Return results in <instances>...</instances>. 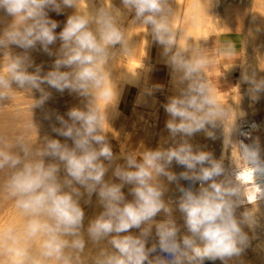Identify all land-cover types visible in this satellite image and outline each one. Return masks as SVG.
Masks as SVG:
<instances>
[{
    "label": "clouds",
    "instance_id": "1",
    "mask_svg": "<svg viewBox=\"0 0 264 264\" xmlns=\"http://www.w3.org/2000/svg\"><path fill=\"white\" fill-rule=\"evenodd\" d=\"M78 4L79 0H0V49L23 50L19 55L5 52L0 97L8 96L15 85L39 92L37 104L50 95L45 86L92 98L85 109L68 110V119L56 115L60 126L52 131L65 138L63 142L46 138L43 146L34 147L17 138L19 151L2 142V191L12 201L14 216L0 225V264H203L206 258L239 257L248 245L242 226L253 225L255 216L252 209L239 216L237 212L264 200V184L258 182L264 177V157L258 143H242L245 167L229 174L212 153L194 151L186 139L201 131L214 139L207 126L221 115L210 89L196 78L206 61L186 60L179 51L170 57L174 72L182 73L180 82L188 83L164 105L170 116L166 127L171 136L185 139L139 158L129 155L124 164L113 167L116 157L103 134L105 117L95 101L111 103L115 98L105 65L111 50L123 44L125 33L118 13L110 8H100L95 15H68L57 32L59 23L50 12L61 15ZM121 4L134 14V21L151 27L168 56L175 37L167 0ZM58 40L60 47L53 52L50 46ZM37 47L56 57L43 75V66L35 65L29 55ZM249 91L256 100L264 84L253 83ZM174 162L184 171H170ZM162 177L177 184L180 195L175 200L166 199L168 187ZM180 180L199 187H184ZM94 196L100 210L85 223V206Z\"/></svg>",
    "mask_w": 264,
    "mask_h": 264
},
{
    "label": "rangeland",
    "instance_id": "2",
    "mask_svg": "<svg viewBox=\"0 0 264 264\" xmlns=\"http://www.w3.org/2000/svg\"><path fill=\"white\" fill-rule=\"evenodd\" d=\"M93 1L96 5L101 4V0ZM110 1L114 2L118 8L123 9L121 0ZM182 1L186 3V0H167L169 22L172 30L176 28V24L173 21V16L176 15L175 5L178 3L182 5L184 3ZM191 1L194 4L197 3L195 0ZM203 2H207L205 5L210 13L209 24L206 26L202 23L199 31L193 30L188 35L189 38L186 43L187 49L191 52L192 60L203 58L206 61L203 65H211L217 59L213 44L216 36L224 31V17L231 12L244 14V24L238 37L237 59L224 64V66H202L196 74V78L210 89L221 112V115L215 118L214 124L207 126L214 139L203 131L194 134L192 138H186L193 145V149H195L193 141L197 136L198 143L201 144L198 147L200 146L201 150L196 147L194 151L212 153L213 157L227 169L229 167L227 159H220V140L224 138L223 128L233 109L234 103L232 102L236 101L244 106L252 84H264V0H198L197 4ZM228 8H231V10H228ZM76 12L80 13L78 6L64 9L66 17ZM197 14L200 15L202 12L200 11L199 13L197 11ZM2 16L3 13H0V17ZM130 16L133 20L134 14L128 13L122 24L128 22L127 19L129 20ZM251 17L254 22L250 20ZM139 24L141 27H139ZM246 27H249V30ZM132 33L133 59L138 61L139 64L131 63L132 70L129 73L123 74L119 70L112 71L109 74V78L115 92L114 100L111 103L95 101L105 117L103 134L112 148L114 157H116L113 167L115 164H124L125 158L129 155L139 158L146 151L174 147L185 139L179 135L176 137L171 136L166 127V122L170 119V116L165 111L164 105L171 98L170 86L173 82L181 83L180 78L182 77V74L177 76V73L175 75L173 74L175 72H171V68H173L170 63L172 51L168 56L164 55L163 46L155 41L150 26L136 22ZM50 47L55 52L60 47V41L58 40ZM207 48L209 52H213L210 58L206 55ZM172 49L174 50L175 48L173 47ZM5 52L13 55L23 54V50L15 46L6 50L0 49V71L4 67ZM29 55L35 65L43 66L42 75L51 70L56 59L55 56H49L44 53L39 47L30 50ZM29 71H34V68H30ZM107 72L109 73L110 71L107 70ZM171 73L174 76L173 78ZM242 74L245 75V77L243 75V80L241 79ZM212 78H216V80ZM187 83H181L180 88H186ZM215 83L218 85L216 86ZM45 88L50 95L42 104H37L40 99L39 92L19 89L15 85H13L12 91L8 96L0 97V147H3V141H7L8 144L12 145L9 150L19 151L16 146L17 138H23L25 141L32 143L34 147L43 146L46 138L60 139L63 142L65 138L57 136L52 131L53 126H60L56 120V115H61L68 119V110L73 107L85 109L92 102L91 97H82L67 90L60 93L47 86ZM233 96L235 100L232 99ZM254 103L255 115H260V117L262 115L263 117L264 91L257 94V99L254 100ZM191 139L192 142H190ZM68 142L71 143V141ZM177 169L178 165L175 162L169 168L174 173H176ZM111 171L112 169L110 168L106 178L111 176ZM5 177L6 173L0 172V225L7 223L14 216L12 201L6 198L2 191ZM161 180L168 187L166 194V199H168L170 192L177 190V184L169 183L163 177ZM125 192L127 193V188H125ZM95 199L94 196L93 203L85 206V223H87L88 218L94 216L100 210L95 204ZM175 215L178 222H181L179 219L180 213L177 211ZM255 226L264 227V216H256ZM258 227L256 229H260ZM248 241L251 243L252 239ZM246 249L250 251L249 247H246ZM251 257L250 255L249 259ZM247 262L249 264L254 263L253 260H248Z\"/></svg>",
    "mask_w": 264,
    "mask_h": 264
},
{
    "label": "bare ground",
    "instance_id": "3",
    "mask_svg": "<svg viewBox=\"0 0 264 264\" xmlns=\"http://www.w3.org/2000/svg\"><path fill=\"white\" fill-rule=\"evenodd\" d=\"M195 1H197V3H198V0H195ZM200 1H205V0H200ZM206 1H208V0H206ZM182 2H184V3H182V5H180L179 3L175 5V14L176 15L173 16V21L175 24H177L176 20L180 17L178 34L177 35L175 34V36H177V38L179 40V44L174 50L172 49V55L175 54L177 51H179L183 56L182 50H183V45H184L186 36L188 35V33H191L193 30H196L199 28V26H200V24L198 22L199 20H204V21L208 22L210 20L209 19L210 13L208 11V7L205 5L207 2L206 3L203 2V3H199V4H197V3L194 4V3H192L191 0H186V3H185V1H182ZM78 7H79V11L81 14H87V15H95V13L100 8H110L113 10L114 14L118 13L119 24L125 33V40H124L123 44L117 45V46H115V48H113L111 50L110 57H109L106 65H105V70L110 71L108 74H111L112 71H114V70L122 71L123 74L126 72L129 73V71L132 70V67L130 65H131V63H134L131 61L132 34H133L132 30H133V27L135 26L136 21H134V18H133V20L131 19L132 15L130 16L131 20L127 19L128 22L122 24L123 20H125L126 15L129 12H127V10H125V9L118 8L117 5L114 2H111L110 0H101L100 5H96L93 0H79ZM251 9H252V7H251ZM228 10H231V8H228ZM197 11H199V13L201 11L202 14L198 15ZM228 12H230V11H228ZM250 20L252 21V17ZM252 22H254V21H252ZM248 23H249V21H248ZM250 26H252V25H250ZM248 28L246 27L247 30H249ZM247 34H249V33H247ZM247 42H248V40H247ZM135 64H137V63H135ZM171 69L173 70V68H171ZM172 70H171V72L173 73L174 71H172ZM172 73H171V76L173 78L174 76L172 75ZM176 73L177 72H175L173 74L176 75ZM177 74H178L177 76H179V74L181 75L182 73H177ZM243 75L244 74L241 75L242 80L245 77V75H244V77H243ZM177 76H175V77L177 78ZM116 79H118V78H116ZM180 87H181V83H179V82H173L172 83V85L170 86L171 97L179 94V90H181ZM232 99L235 100L234 96ZM232 103H234L235 105L233 104V109L231 110L230 115L227 119L226 125L223 128L224 138H221V140H220V159L221 160L224 158L227 159V161L229 163V167L226 169V171L229 174H232L236 171H242L245 167V165L242 161V158L240 157V154L237 150V146H236L237 130H238L239 124L241 122H247L249 128L252 131V136H253L252 140H254V144L258 143V145L261 149V155H262V157H264V114H263V117H262V115H261V117H260V115L259 116L255 115L256 114L255 103H254V100L252 99L250 93H248L247 100H246L244 106H242L241 104H238L236 101L232 102ZM207 131L209 132L208 127H207ZM204 133L207 134L206 132H204ZM199 141H200V139H199ZM206 141H208V140L206 139ZM190 142H192V139ZM193 143L195 145L194 150H196V147H197V149L201 148L200 147L201 144L198 143L197 136H196V139L193 141ZM205 143H208V142H205ZM198 145H200L199 146L200 148L198 147ZM202 146H203V143H202ZM207 147H209V146H207ZM203 148H205V147H203ZM181 171H184V169L178 165V169L176 171V174H179ZM245 178H248L247 173H245ZM260 179H261V181H258V182L261 184H264V177H261ZM174 188H175V186H174ZM176 192H177V190L170 192L171 194H170L169 198H171L172 200H175L176 199ZM246 208L254 210L255 218H256V216H264V200H257L255 202V204H246L244 206H241V208L238 209L237 215L239 216ZM242 227H243V231L248 236V240L252 239L251 243H249V241H248L249 246H247V247H249L251 253L249 250L245 249L239 257H233L227 261H222L220 259L206 258L204 260L203 264H246V262L248 260H253L254 261L253 264H255L256 262H257V264H264V227L261 226L262 227L261 228V227L257 226L260 229H256L257 227L255 226V223L251 226L243 225ZM250 255L252 257L249 259ZM247 264H249V263L247 262Z\"/></svg>",
    "mask_w": 264,
    "mask_h": 264
},
{
    "label": "crops",
    "instance_id": "4",
    "mask_svg": "<svg viewBox=\"0 0 264 264\" xmlns=\"http://www.w3.org/2000/svg\"><path fill=\"white\" fill-rule=\"evenodd\" d=\"M50 16L52 19L56 20L59 23V27L56 29V31L57 32L61 31L63 26H64V23L66 21V18H67L65 13L63 12V14L57 15L55 12H50ZM176 21H177V24H176V28L174 30V37H175V44L173 46L174 48H176L179 44V40H178L177 36H175V34L176 35L178 34L180 17ZM198 22H199L200 26L198 29H196V31H199L201 29L202 23H204L206 26H208V24H209V21L207 22L204 20H199ZM243 24H244V14L243 13L231 12L230 14H228L227 16L224 17V21H223L224 31L220 35L216 36V38L214 40V44H213V46L215 48L214 51H215V55H216L217 59L216 60L213 59L214 61L211 65L206 64L203 66H224V64H227L228 62H231V61L237 59V56H238V48H237L238 37L241 33ZM139 27H141L140 24H139ZM189 34L190 33H188V35ZM188 35L186 36V39H185V42L183 45L182 53H183V56L186 60H192L191 52L189 49H187V44H186L188 41V38H189ZM132 42H133V39H132ZM207 50H208V48H207ZM207 53H206V55L208 56V58H210V56L213 54V52H209V50L207 51ZM131 61L139 64L138 61L133 59V43H132ZM212 79L216 80V78H212ZM215 85L217 86L218 84L215 83Z\"/></svg>",
    "mask_w": 264,
    "mask_h": 264
},
{
    "label": "built area",
    "instance_id": "5",
    "mask_svg": "<svg viewBox=\"0 0 264 264\" xmlns=\"http://www.w3.org/2000/svg\"><path fill=\"white\" fill-rule=\"evenodd\" d=\"M252 131L249 128L247 122H241L239 124L238 130H237V140H236V146L237 150L241 157V144L244 143L246 145H253L254 140H252ZM180 185L184 187H192L194 190L199 187L198 184H193L189 181L181 180ZM180 195L179 191L176 192V197Z\"/></svg>",
    "mask_w": 264,
    "mask_h": 264
}]
</instances>
